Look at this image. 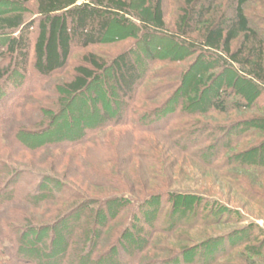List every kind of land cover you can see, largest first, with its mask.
<instances>
[{
  "label": "rangeland",
  "instance_id": "374dc122",
  "mask_svg": "<svg viewBox=\"0 0 264 264\" xmlns=\"http://www.w3.org/2000/svg\"><path fill=\"white\" fill-rule=\"evenodd\" d=\"M150 2L151 0H132V5L143 17L150 19ZM261 6H264L263 0H251L250 12H259L261 8V12H264V7ZM181 7V0H164L169 30L175 31ZM16 10L25 12L28 18L35 17L31 9H16L8 5L0 6V15ZM262 15L264 18L263 13ZM257 25L264 31V19ZM141 32L140 27L122 29L113 26L107 43L99 49H92L107 60L119 52L131 49L138 60H142L143 64L145 61V66H150V74L144 83L145 92L136 100L137 114L128 115L130 125H104L103 111L110 118L118 113L114 101L115 85L110 72L93 86L89 95L66 102L64 106L61 100L67 98V95L59 86L72 69L49 80H42L39 88L32 86L36 84L33 77H29L26 83L19 77L14 79V85L19 83L17 93L24 92V88L28 89L25 100L18 98L22 103L19 108H15L12 86L7 88L10 95L8 91L6 95L0 94V104H4V108L0 109V165L3 169L0 172V264H42V260L50 258L52 246L63 248V242L67 240L65 234L73 230L75 225L78 224V235L91 230L92 215L95 210L104 213V203L114 205L119 202V197H125L133 201V206L136 207L140 204L145 206L150 200V206L160 211V199L162 195L169 193L179 194V197L184 198V203L176 204V207H185L183 212L188 215L185 222L193 218L198 223L178 227L169 235L152 231L154 236L148 243L147 253L139 255L142 263L169 260V251L174 250L177 253L182 251L184 259L193 263L207 254L215 253V261L205 264H264L263 242L257 251L254 252L251 248L246 251L257 244L253 239L252 227L264 232V203H256L250 192L251 189L257 190L256 187L260 185L257 192L264 195V176L258 177L248 166L241 165L238 162L240 158L233 161L229 159L228 163L226 160L229 166H224L221 170L213 169L205 161V155L197 153V150L209 147L213 140H217L218 136L214 137L213 133L198 147L195 146L196 149L189 145L181 147L179 143L182 134L190 133L189 141L196 144L199 138L197 131L199 128L205 130L210 122L234 125L235 134L241 128L249 127L252 128L249 134H254L251 137H264V126L260 128L252 122L242 126L252 117L264 118V95L259 94L236 74L223 72L217 62L207 57H198L177 42L152 39L148 53L144 49ZM8 40V36H0V47L5 46ZM219 91H228L229 100L237 98L243 101L246 109L238 114L230 113L229 116L219 117L213 114L210 102ZM175 99L183 105L192 102L193 105L173 127L158 132L134 127L133 123L139 120V116L149 117V112H156L164 107V102L169 104ZM92 111L97 112L96 117H93ZM83 125L97 129L103 126L104 130L93 134L89 143L79 142L70 147L85 132ZM254 126L259 127L255 129ZM12 134L19 136L18 145L13 143ZM223 136L215 142L216 145L219 140H223ZM257 140L244 139L237 148L244 145V142L253 143ZM227 144V141L219 143ZM23 145L25 147H21ZM216 145L213 144L212 147ZM262 158L264 160V156L251 155L248 159L243 158V162L257 165V161ZM241 177L243 184L239 188L236 185ZM38 180L40 182L35 187L34 183ZM37 186L42 187L44 192L42 203L37 207H29L20 201L8 207L15 196L32 194ZM68 189L76 196L71 206L66 203L70 199ZM55 190L57 195L50 198L49 195ZM192 197H197V201ZM200 200L203 201L202 205L209 207L208 210H198ZM210 202L214 204L209 205ZM122 206L124 207L123 203ZM129 208L128 206L127 210ZM223 208L224 215L215 220L212 214ZM150 210L148 208L147 212ZM134 212L138 216L128 213L121 222L112 221L113 227L108 236L110 242L115 241L131 225L133 232L129 234V238L132 243L136 245L139 242L137 240L143 238L144 235L138 233L136 226H141L146 211ZM206 217L214 219L213 224L204 223L203 219ZM30 225L33 228L29 231ZM23 228L22 236L17 235V230ZM17 236L25 238V248L32 250L31 256L24 257L20 262L13 259L11 243ZM122 238L116 240V245L111 250L110 243L104 240L98 251L114 252L113 259H117L114 264H124L123 252L118 243L123 245L126 253L133 252L134 245L132 246L130 239L125 238L127 241L123 242ZM75 240H72V248L79 246ZM81 251L85 253L86 246L79 252ZM231 251L235 255L232 256ZM69 252L65 253L58 264L73 260V255ZM253 252L256 255L259 253L262 259L253 256ZM53 256L58 257L56 253Z\"/></svg>",
  "mask_w": 264,
  "mask_h": 264
},
{
  "label": "trees",
  "instance_id": "16d2710c",
  "mask_svg": "<svg viewBox=\"0 0 264 264\" xmlns=\"http://www.w3.org/2000/svg\"><path fill=\"white\" fill-rule=\"evenodd\" d=\"M181 1L180 16L176 23L175 31H172L168 29L166 23L164 0H151L150 19L143 17L140 12L133 8L132 0H87L86 2H83V0H0V6L8 5L16 9L26 7L35 13L33 18H28L25 12L17 10L13 13L0 15V36L6 35L9 37L8 43L0 47V94L6 95L9 90L7 88L12 86L15 108H19L22 103L18 101V98L22 97L25 100L28 89L24 88V92L17 93L19 83L14 85V79L19 77L26 83L29 77H33L36 80V84L32 86L39 88L42 80H49L56 75L65 73L68 69H72L67 74L66 80L61 82L62 84L59 86L67 95V98L61 100L64 106L66 102L69 103L73 99L89 95L93 86L97 85L110 72L115 85L116 100L114 101L118 113H116L115 117L110 118L103 111L102 119L105 122L104 125L113 127L130 125L129 116L137 114L136 100L145 92L144 83L150 74V66H145V61L143 64L142 60H138L131 49L119 52L108 60L92 51L94 48L99 49L104 46L108 41L112 27L118 26L122 29L140 27L142 40L145 43L144 49L148 53H150L149 43L152 39L162 38L177 42L188 52L217 62L223 72L236 74L246 84L254 87L259 94L264 95V31L263 28L261 29L257 25L260 20L264 19L262 15L264 12H261L263 8L259 12L258 10L250 12L249 3L251 0ZM75 55H78L77 58L74 57ZM228 93V91L226 93L219 91L211 99L210 110L213 114L219 117L229 116L230 113L238 114L246 109L243 101L237 98L229 100ZM15 98L17 99L15 100ZM164 103L165 105L162 109H157L156 112H149V117L139 116L138 121L140 123L138 124V121L134 122V127L136 129L144 128L150 132L166 131L171 126L173 127L176 122L182 120L183 118H180L182 114L186 111L188 113L189 107L193 105V102L183 105L176 99L171 101V104ZM3 108L4 104H0V109ZM92 113L93 117L97 116V112L92 111ZM251 122L259 125L260 128L264 126L263 117H252L244 122L242 126L250 125L252 124ZM259 126L254 127L256 129ZM102 127L97 129L83 125V131L85 132L81 134L80 138H77L75 143L69 146L73 147L79 142L81 144L89 143L91 138H93V134L104 130ZM201 129L199 128L197 131L199 138L196 144L189 141L190 133H184L180 136V146L198 147L212 133L214 137L218 136L217 140L224 135L223 140L218 142L225 143L227 141V145H219L218 143L217 145L219 146H217L215 143L217 140H213L215 147L210 144L211 146L209 147L197 150V153L205 155V161L211 164L213 169L221 170L224 166H229L227 164L229 159L233 161L235 158L237 160L240 158L238 162L241 165L248 166L258 177L264 176L263 158L257 161V165L243 162V158L248 159V156L251 155L264 156L263 136L251 137L254 134H249L252 131V128L249 127L241 128L242 130L235 134L234 125L211 124V122L205 126V130L202 131ZM11 138L14 144H19L20 141L17 134H12ZM249 138H257L259 144L256 145L257 141L253 143L244 142V145L237 148L239 143L244 139L248 141ZM2 170V165H0V172ZM242 179L243 177L237 180L238 184L236 186L239 188L243 184L241 182ZM39 182L40 180L34 183L35 187ZM259 187L260 185L256 187L257 190L260 189ZM35 190H33L32 194H26L25 197L15 196L16 198L10 201L8 207L12 206L16 201L23 202L29 207H37L42 203L44 192L43 188L38 186ZM68 190H70V199H66V203L71 206L76 196H74L71 189ZM257 190L251 189V196H254L256 203H264V195L257 192ZM56 195L57 192L55 190L49 196L54 198ZM178 195L172 193L162 195L160 211L150 206V200L145 206L140 204L141 206L137 205L136 207L133 206V201L125 197H119L117 199L119 202L114 205L104 203L102 206L105 212L95 210L92 215L90 224L93 228L91 230H85L79 236L76 233L78 224L75 225L72 228L73 230L65 234L67 240L65 239L66 241L63 242V248H57V245L52 246L51 252L49 251L50 258L42 260V264H58L65 256V253L69 251L73 255V260H68L65 264L116 263L117 259H113L115 257L114 252L109 251L116 245L118 238L123 237L121 239L123 242L127 241L126 239H130L129 234L133 232V226L131 225V227L124 230L115 241L112 240L110 242L108 236L113 227L112 221L123 220L128 213L137 215L134 211L138 212L140 210L146 211V213L141 226H136V229L140 235H144L143 238L137 240L139 242L136 245L130 239L132 246L134 245L133 252L126 253L123 245L118 243V247L123 252L122 259L124 264H205L209 261L213 263L215 261V253L207 254L193 263L184 259L185 256L182 255V251L177 253L174 250L169 251L171 256L169 260L142 263V257L140 256L141 258H139V255L144 256L149 249L148 243L154 236L152 231L169 235L178 227L181 228L187 224L194 226L198 223L193 218L189 222H185L188 216L183 212L185 207H176V204L181 205L184 203V198ZM191 199H194L195 202L197 201V197H192ZM202 202L200 200L198 210H208L209 207L205 204L202 205ZM212 204L214 202H210L209 205ZM204 205L206 208H203ZM128 206L130 208L127 210ZM132 207L135 209H132ZM148 208L151 209L149 212H147ZM224 213L225 210L223 208L212 214V216H215L216 220L220 219ZM213 221L214 219L212 220L210 217L203 219L206 224H213ZM28 228L30 231L33 227L30 225ZM252 232L254 235L253 239L257 244L244 250L249 251L251 248L255 252V250L259 249L262 242L264 243V232L256 227H252ZM17 233V235L22 236L24 228L18 229ZM15 239L11 242L13 244L12 250L14 251L13 259L20 262L24 260V257H30L32 250L25 248L27 246L25 238L17 236ZM73 239H76L75 241L79 243V246L72 248ZM104 240L110 243V250L102 253L98 251V247L102 246ZM85 246L87 251L85 253L79 252ZM231 249L234 252L236 251L234 248ZM234 252L231 254L232 256ZM254 252L253 256L262 259L261 255H258L259 253L256 255ZM55 253L58 257L53 258ZM245 264L250 263L245 262Z\"/></svg>",
  "mask_w": 264,
  "mask_h": 264
}]
</instances>
